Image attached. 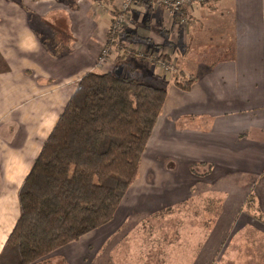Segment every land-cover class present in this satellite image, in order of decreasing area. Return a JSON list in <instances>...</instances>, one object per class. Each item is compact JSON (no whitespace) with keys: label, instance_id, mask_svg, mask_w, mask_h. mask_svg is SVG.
Instances as JSON below:
<instances>
[{"label":"crops","instance_id":"0c3cea01","mask_svg":"<svg viewBox=\"0 0 264 264\" xmlns=\"http://www.w3.org/2000/svg\"><path fill=\"white\" fill-rule=\"evenodd\" d=\"M122 2L0 0V252L19 217L24 179L79 81L94 70L168 83L145 151L151 149L146 160L166 176L159 193L125 197L110 224L55 252L59 263L118 264L113 237L129 218L142 220L186 201L194 164L212 165L214 172L221 166L219 178L230 167L257 173L255 196L264 214V0H208L177 13L139 0L114 36ZM104 47L109 55L99 66ZM162 55L177 73L158 71L154 59ZM174 75L189 81L188 88L172 84ZM173 169L182 180L175 173L167 179ZM205 230L191 264L213 263L218 245L209 238L216 228Z\"/></svg>","mask_w":264,"mask_h":264},{"label":"trees","instance_id":"16d2710c","mask_svg":"<svg viewBox=\"0 0 264 264\" xmlns=\"http://www.w3.org/2000/svg\"><path fill=\"white\" fill-rule=\"evenodd\" d=\"M167 85L102 70L79 81L20 188L0 264H39L112 222L139 176Z\"/></svg>","mask_w":264,"mask_h":264},{"label":"rangeland","instance_id":"374dc122","mask_svg":"<svg viewBox=\"0 0 264 264\" xmlns=\"http://www.w3.org/2000/svg\"><path fill=\"white\" fill-rule=\"evenodd\" d=\"M150 151L148 149L144 154L139 176L126 197L134 195V200H144L159 193L158 183L166 176V171L159 168L158 163L146 160ZM173 163L175 162L171 160L169 169L174 167ZM193 168L194 175L187 180L193 186L190 188L189 184L185 185V192L191 194L183 203L166 208L173 209V213L164 216L150 215L142 220L129 218L120 228L121 232L113 237L110 242L113 245L118 242L114 252L120 263L191 264L194 252L196 254L199 251L194 250L195 244L208 237L205 229L213 225L216 230L213 235H209V241L218 247L214 250L212 264H264V214L260 212L254 187L257 173L236 171L230 167L231 169H226L228 173L219 178L217 172L221 166L216 169L217 172L209 164H194ZM173 170L175 172L169 170L167 179L175 173L180 176H177V180H182L181 171ZM175 186L177 184L173 182L169 187ZM179 186L184 185L180 183ZM263 190L261 193L264 194ZM157 199H160V195H157ZM262 200L264 201V197ZM143 203L146 201L138 204ZM229 213L231 215L228 217ZM122 220L119 218V221ZM229 224L231 227L227 229ZM127 230L129 234L125 233ZM205 254L204 260L208 257ZM50 257L52 259L48 263L47 259L45 264H61L58 262L61 257L57 254Z\"/></svg>","mask_w":264,"mask_h":264},{"label":"built area","instance_id":"2783aa9c","mask_svg":"<svg viewBox=\"0 0 264 264\" xmlns=\"http://www.w3.org/2000/svg\"><path fill=\"white\" fill-rule=\"evenodd\" d=\"M139 0H123L119 7V12L117 13L112 29L114 32H121L123 30L124 24L127 19V11ZM208 0H152L154 6L163 7L170 11L171 13H177L185 7H190L194 3H202ZM110 48L104 47L100 53L99 66H101L109 55ZM141 56V55H140ZM158 71L164 73H177L176 64L174 61L165 58L163 55L158 56L154 59Z\"/></svg>","mask_w":264,"mask_h":264}]
</instances>
